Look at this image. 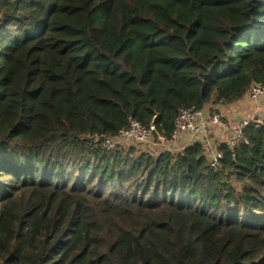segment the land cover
Returning a JSON list of instances; mask_svg holds the SVG:
<instances>
[{
    "label": "trees",
    "instance_id": "obj_1",
    "mask_svg": "<svg viewBox=\"0 0 264 264\" xmlns=\"http://www.w3.org/2000/svg\"><path fill=\"white\" fill-rule=\"evenodd\" d=\"M256 83L264 0H0V264H264L263 126L215 169L97 141Z\"/></svg>",
    "mask_w": 264,
    "mask_h": 264
},
{
    "label": "built area",
    "instance_id": "obj_2",
    "mask_svg": "<svg viewBox=\"0 0 264 264\" xmlns=\"http://www.w3.org/2000/svg\"><path fill=\"white\" fill-rule=\"evenodd\" d=\"M246 98L255 107H260V114L247 118L236 117L231 122L225 120L217 110L204 107L200 110L180 108L174 120V129L169 136L157 133L155 125L148 127L131 119L126 128L121 129L112 138H103L102 148L107 152L119 151L125 146H136L148 156H156L160 152H177L178 143L183 136L190 139V143H200L203 154L209 165L216 168L223 151L218 148L224 144L233 149L241 143L247 144L245 130L250 124L264 127V84H253L247 92ZM259 109V108H258ZM215 128L217 132L211 131ZM218 133H229L225 142L219 143ZM188 145V144H187ZM186 145V146H187Z\"/></svg>",
    "mask_w": 264,
    "mask_h": 264
},
{
    "label": "crops",
    "instance_id": "obj_3",
    "mask_svg": "<svg viewBox=\"0 0 264 264\" xmlns=\"http://www.w3.org/2000/svg\"><path fill=\"white\" fill-rule=\"evenodd\" d=\"M241 104L245 105V106L246 105H253L248 101V99L245 96L244 99L238 103L230 104V105H215L213 107L215 108V110H217L218 112H222V113L226 112L228 110V108L231 107L232 108L231 111L227 112L224 116V117H226L225 120H227L228 122H231L232 120H234L237 117L236 116V110L239 108V106ZM205 107L210 108L211 106L206 105ZM211 131H213V133L217 132V130H215V128H213V130H211ZM218 134H219V138H218L219 143L225 142L229 137V133H218ZM189 143H190V139L186 136H183L178 143V149L179 150L182 149L183 147H185Z\"/></svg>",
    "mask_w": 264,
    "mask_h": 264
},
{
    "label": "rangeland",
    "instance_id": "obj_4",
    "mask_svg": "<svg viewBox=\"0 0 264 264\" xmlns=\"http://www.w3.org/2000/svg\"><path fill=\"white\" fill-rule=\"evenodd\" d=\"M212 110H215L214 107H210ZM259 108V109H258ZM231 107L228 108L226 112H219L221 116L224 118L225 114L229 111H231ZM260 107H255L254 105H240L239 108L236 110V116L240 118H247L252 116H258L260 114ZM226 118V117H225Z\"/></svg>",
    "mask_w": 264,
    "mask_h": 264
},
{
    "label": "water",
    "instance_id": "obj_5",
    "mask_svg": "<svg viewBox=\"0 0 264 264\" xmlns=\"http://www.w3.org/2000/svg\"><path fill=\"white\" fill-rule=\"evenodd\" d=\"M154 124H155V120H153V121L151 122V125H154ZM85 140H87V141H89V142H93V141H95V138H94V137H88V136H86V137H85ZM97 141H98L99 143H101V142L103 141V137L98 138Z\"/></svg>",
    "mask_w": 264,
    "mask_h": 264
}]
</instances>
